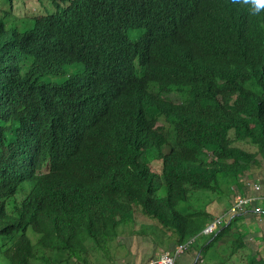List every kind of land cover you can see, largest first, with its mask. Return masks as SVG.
<instances>
[{
	"label": "trees",
	"instance_id": "trees-1",
	"mask_svg": "<svg viewBox=\"0 0 264 264\" xmlns=\"http://www.w3.org/2000/svg\"><path fill=\"white\" fill-rule=\"evenodd\" d=\"M3 1L0 264H94L127 213L195 264H264V11Z\"/></svg>",
	"mask_w": 264,
	"mask_h": 264
},
{
	"label": "rangeland",
	"instance_id": "rangeland-1",
	"mask_svg": "<svg viewBox=\"0 0 264 264\" xmlns=\"http://www.w3.org/2000/svg\"><path fill=\"white\" fill-rule=\"evenodd\" d=\"M23 6L25 3V0H14V7H13V13L20 14L22 12L21 8L19 7ZM37 6V3L35 5ZM8 5L6 2H0V17L8 10ZM50 12L51 9H48ZM15 14L12 15H6V18L12 20L13 17H15ZM18 27L21 29L22 22L18 19ZM31 24V21L29 20V25ZM79 71L82 72V67H78L77 69L74 67H71L69 71ZM264 173V171H263ZM213 196V195H212ZM209 198H211L209 195L207 196V199H203V202L198 204V206H205L209 201ZM211 206L217 207L215 204L211 203ZM218 208V207H217ZM131 214L127 213L125 220L123 223H119V229H117L116 232V238H109L106 239H100L99 243H97L95 240H90V247L88 250L91 253L92 256V262L94 264H122L124 263L129 256H136L139 252V247H146L147 244L151 245L152 241L153 244L156 245V247H159V241L162 239V233H158L157 230L160 231V227L156 229V224L150 222L148 225L142 226V224H137V220L131 219ZM156 226V227H155ZM94 245V251H91V248H93ZM154 247V246H153ZM160 249V248H159ZM159 256L162 253L168 252V251H159ZM152 251V250H151ZM93 252V253H92ZM153 253H150L149 255H145V257L151 256ZM194 257H197V254L194 252ZM150 258V257H149ZM186 258V254L181 255L177 261L176 264H185L184 260ZM143 260V259H142ZM146 260V259H145ZM149 260V259H148ZM142 262V261H141Z\"/></svg>",
	"mask_w": 264,
	"mask_h": 264
},
{
	"label": "built area",
	"instance_id": "built-area-1",
	"mask_svg": "<svg viewBox=\"0 0 264 264\" xmlns=\"http://www.w3.org/2000/svg\"><path fill=\"white\" fill-rule=\"evenodd\" d=\"M249 200L248 199H242L238 198V202L236 205L231 209V212L234 213L238 209H241L244 204H246ZM219 221L213 222L211 225H209L205 230V234L213 233L214 230L217 227ZM191 244V242H188L186 244H181L177 246L172 252H165L162 253L157 259L149 260L144 263H133V264H176L177 259L185 253L188 246Z\"/></svg>",
	"mask_w": 264,
	"mask_h": 264
},
{
	"label": "crops",
	"instance_id": "crops-1",
	"mask_svg": "<svg viewBox=\"0 0 264 264\" xmlns=\"http://www.w3.org/2000/svg\"><path fill=\"white\" fill-rule=\"evenodd\" d=\"M195 245V244H194ZM197 246H199V244H196ZM154 246V247H153ZM160 248V249H159ZM158 249H159V251H169L170 250V247H169V249H166L165 247H163V246H160V247H156V245L155 244H153V241H152V244L151 245H149V244H147L146 245V247H139V249H138V254L136 255V256H129L128 257V259L124 262V263H122V264H133V263H144V262H147L148 261V259L149 260H151V259H156V258H158L159 257V254H157L158 252ZM152 250V251H151ZM149 251H150V253H152V252H155V253H153L151 256H149V257H145V255H149ZM186 254V258H185V260H184V263L185 264H194V260H195V258L196 257H194L193 256V254H194V252L192 251V252H187V253H185ZM143 259V260H142ZM146 259V260H145ZM142 261V262H141Z\"/></svg>",
	"mask_w": 264,
	"mask_h": 264
},
{
	"label": "clouds",
	"instance_id": "clouds-1",
	"mask_svg": "<svg viewBox=\"0 0 264 264\" xmlns=\"http://www.w3.org/2000/svg\"><path fill=\"white\" fill-rule=\"evenodd\" d=\"M234 2H241V0H234ZM242 3H244V4H246V5H249L250 6V10H251V12L253 13V14H259L260 12H262V11H264V0H242ZM188 91H190V90H188ZM170 100L172 101V103L174 104V105H177L179 102H180V100H181V97H179L176 93H171L170 94ZM255 187L257 188V185H255ZM240 198V197H239ZM237 202H238V200H237ZM236 202V203H237ZM232 212L230 211V214H231ZM234 213H236V212H234ZM228 217H230L228 214H226ZM216 221H219L218 222V224H217V227H216V229L219 227V225H220V219H214L211 223H209V225H211L213 222H216ZM209 225H207L206 226V228L209 226ZM205 228V229H206ZM204 229V230H205ZM215 229V230H216ZM204 230H203V232H202V234L204 235V236H210V235H212L214 232H215V230H214V232L213 233H210V234H205L204 233ZM188 242H191V244L188 246V248H187V250L189 249V248H191L192 247V245L194 244V240H189ZM187 242V243H188ZM187 250L185 251V253L187 252ZM168 252H170V251H168ZM184 253V254H185ZM199 254H197V256H198ZM199 257V256H198ZM157 259V258H156ZM196 259V258H195ZM151 260H153V259H151ZM198 260V259H197ZM149 261V260H148ZM194 264H195V260H194Z\"/></svg>",
	"mask_w": 264,
	"mask_h": 264
},
{
	"label": "water",
	"instance_id": "water-1",
	"mask_svg": "<svg viewBox=\"0 0 264 264\" xmlns=\"http://www.w3.org/2000/svg\"><path fill=\"white\" fill-rule=\"evenodd\" d=\"M199 256V255H198ZM198 256L196 257V259H195V262L197 261V259H198Z\"/></svg>",
	"mask_w": 264,
	"mask_h": 264
}]
</instances>
